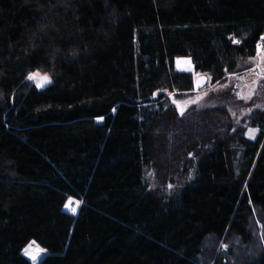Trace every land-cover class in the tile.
I'll list each match as a JSON object with an SVG mask.
<instances>
[{"label":"trees","instance_id":"obj_1","mask_svg":"<svg viewBox=\"0 0 264 264\" xmlns=\"http://www.w3.org/2000/svg\"><path fill=\"white\" fill-rule=\"evenodd\" d=\"M261 37L264 0H0V264L33 242L39 264H264V109L167 97L241 73Z\"/></svg>","mask_w":264,"mask_h":264},{"label":"rangeland","instance_id":"obj_2","mask_svg":"<svg viewBox=\"0 0 264 264\" xmlns=\"http://www.w3.org/2000/svg\"><path fill=\"white\" fill-rule=\"evenodd\" d=\"M261 46H264V44ZM261 55H264V53L258 54L257 50V55L254 58L248 59L243 63V68L245 69L244 71L233 76H229L228 79L222 84L210 85L209 79L206 87L201 89L199 92L193 90V92L186 94L183 97H177V95L175 96L173 94H168L167 97L170 98L171 104L175 107L180 116H186V114L190 112L192 108L202 109L226 107L229 113H231L232 117L235 119V122L239 123L244 118L249 117L253 111L264 109V89L261 88L262 84L264 83V60H261ZM180 60L185 62L188 61L192 69L187 71L184 68H180L178 65V61ZM176 68L182 72L194 73V68L192 67L191 60L189 59H177ZM197 77L199 76H195V79ZM48 85L49 84H47L45 87ZM178 104L180 105V108L183 109V114H181L180 108L177 107ZM258 134L259 130L253 128L247 129L245 133L246 137L252 140H256L259 136ZM146 180L152 189L157 188L154 171H147ZM183 184L184 182L178 181L176 184L170 185L166 190L167 194L170 197L177 195L184 186ZM29 247H31V250H35L38 246L36 244L30 243L26 249ZM223 250L225 249L222 248V250L218 251V255L219 252L221 253ZM249 252L250 251L245 253L246 256L253 257V255H251ZM46 256L47 253L44 254L42 259H39L36 264H39ZM26 257L28 258V256ZM235 257L240 258V252L236 253ZM30 261L33 264V261Z\"/></svg>","mask_w":264,"mask_h":264},{"label":"snow or ice","instance_id":"obj_3","mask_svg":"<svg viewBox=\"0 0 264 264\" xmlns=\"http://www.w3.org/2000/svg\"><path fill=\"white\" fill-rule=\"evenodd\" d=\"M261 39L264 40V37H261ZM233 42L237 43V44L240 43V41H238V40H234ZM257 50H258V54L264 53V46H261V45L258 44L257 45ZM260 58H261V60H264V55H261ZM178 63H179V61H178ZM26 79H28L29 81H33L35 83V87L37 89H43L47 84H51L52 83V80H51L50 76H48L46 74L45 75H41V73H39V72L29 73L26 76ZM197 87H199V82L197 83ZM193 102H195V101H193ZM177 107L180 108V105L178 104ZM180 111H181V114H183V109L182 108H180ZM72 203H76L77 207L79 206V202L78 201L74 202L72 200V198H69L68 202L65 204V208H68L70 211L75 213V208H70L69 207ZM33 243H35V242H33ZM221 247L224 248L225 250H227V245L222 244ZM24 254L26 256H28V258L30 260L33 261V264H36V262L39 259H42V256L44 254H46V250L41 249L39 247H37L35 250H31V248L29 247L28 249H25Z\"/></svg>","mask_w":264,"mask_h":264},{"label":"water","instance_id":"obj_4","mask_svg":"<svg viewBox=\"0 0 264 264\" xmlns=\"http://www.w3.org/2000/svg\"><path fill=\"white\" fill-rule=\"evenodd\" d=\"M208 77L205 74H201L199 77L196 78L195 84H194V90L199 92L201 89L205 88L208 84ZM199 82V87H197V83Z\"/></svg>","mask_w":264,"mask_h":264},{"label":"built area","instance_id":"obj_5","mask_svg":"<svg viewBox=\"0 0 264 264\" xmlns=\"http://www.w3.org/2000/svg\"><path fill=\"white\" fill-rule=\"evenodd\" d=\"M260 44L259 45H263L264 44V40L259 41ZM75 202V200H73ZM70 208H75V213H73L72 211H70L68 208H65V212L68 213L71 216H76L80 210V204L77 207L76 203H72L70 206Z\"/></svg>","mask_w":264,"mask_h":264},{"label":"bare ground","instance_id":"obj_6","mask_svg":"<svg viewBox=\"0 0 264 264\" xmlns=\"http://www.w3.org/2000/svg\"><path fill=\"white\" fill-rule=\"evenodd\" d=\"M190 60V59H189ZM192 64V63H191ZM178 65H179V67L180 68H184L185 70H187V71H190L192 68H191V66H190V63L188 62V61H182V60H180L179 61V63H178ZM190 69V70H189ZM201 94V93H200ZM31 248V247H30Z\"/></svg>","mask_w":264,"mask_h":264}]
</instances>
